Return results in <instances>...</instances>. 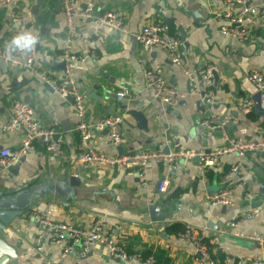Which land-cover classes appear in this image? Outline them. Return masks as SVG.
Returning <instances> with one entry per match:
<instances>
[{"label":"crops","instance_id":"crops-1","mask_svg":"<svg viewBox=\"0 0 264 264\" xmlns=\"http://www.w3.org/2000/svg\"><path fill=\"white\" fill-rule=\"evenodd\" d=\"M87 1L94 4L92 17L75 19L86 42L75 40L72 44V54L78 60L71 65L70 77L84 96L83 121L93 126L105 118H118V130L125 140L120 148H113L107 144V129L92 131L90 149L106 155L142 150L165 153L166 149L196 152L221 146L225 137L264 138V115L257 114L254 107L247 114L238 110L240 102L256 94L246 80L247 74L252 70L264 74V28L254 31L246 42L225 38L218 32L226 24L223 8L206 0H71V4L80 9ZM248 2L264 5V0ZM11 11L21 15L24 29L32 38L34 69L11 68L0 60V126L10 120L14 102L25 103L40 126L55 128L64 143L63 153L54 158L36 142L32 151L0 174V192L4 195L8 188L42 183L68 187L70 177L78 179L69 194L37 201L0 232L15 247L22 264H132L107 257L98 245H93L84 258L63 255L52 245H45L37 253L36 225L26 213L45 211L49 204L55 221L87 226L101 219L129 253L148 254L156 264H206L194 260L191 245L177 240V233L186 224L207 228L202 242L217 264L253 257L264 260L263 151L240 158L222 157L202 174L197 171L196 158H181L172 165L150 162L144 185L134 168L116 170L82 164L76 132L81 119L70 100L58 97L41 78L42 74L55 79L64 76L66 63L57 58L66 32L60 0H11L9 10L0 9V45L8 37ZM108 12L122 18V31L100 28L96 19ZM155 15L179 37L184 70L195 72L206 65L214 68L210 107L194 95L183 71L172 66L161 51L148 53L136 41L141 27ZM152 56L164 64L168 82L185 94L174 107L159 104L145 87L144 72ZM122 90L127 96L117 100L115 94ZM260 106L264 109V96L260 97ZM131 111L143 115L146 129L139 127ZM223 120L230 121L223 127L207 126ZM23 134L20 128L0 129V149H18ZM233 167H237L236 173L228 176ZM165 177L169 186L165 193H159L157 184ZM227 188L233 190V205H211L210 197ZM153 206L164 215L162 220L149 217ZM254 208L261 210L257 218L240 223L236 229L228 227V222ZM235 232L242 236H235ZM247 236H257L260 241Z\"/></svg>","mask_w":264,"mask_h":264},{"label":"built area","instance_id":"built-area-1","mask_svg":"<svg viewBox=\"0 0 264 264\" xmlns=\"http://www.w3.org/2000/svg\"><path fill=\"white\" fill-rule=\"evenodd\" d=\"M211 5L223 8L222 18L226 24L221 25L218 32L221 36L237 40L248 41L253 32L264 28V5H251L248 0H206ZM61 11L65 25V36L63 38L62 50L57 55L58 60L66 63L64 76L59 79L48 75H41L42 81L61 99L70 100L75 115L81 119L76 127L79 136V148L81 149L80 162L87 166L96 168H113L125 170L134 168L141 184H146V167L148 163H166L172 165L181 158L198 160V173L202 174L206 169L213 167L225 156L244 157L248 154L264 150V138L248 140L244 137L224 138V143L210 150H174L163 153L160 151L142 150L138 152L120 153L117 155H106L99 153L88 146L92 131L100 132L107 129V144L113 148H120L125 140L121 136L118 125L120 119L105 118L93 126L83 121L84 96L77 88L71 75V65L77 62L78 57L72 54V44L75 40H86L76 27V17H92L93 2L87 1L82 8H76L71 0H60ZM11 0H0V9H10ZM100 28H109L115 32L122 31V18L117 13H104L96 19ZM7 40L0 45V60L11 68L34 69V58L31 43L28 46L14 43V39L27 36L23 20L18 12L11 11L7 29ZM136 41L146 52L161 51L167 61L174 67L183 71L188 85L205 107L213 103L214 93L211 89L213 84L214 68L211 65L202 66L195 72L183 69L181 41L179 37L172 34L164 20L155 15L147 21L136 35ZM247 82L255 93L264 96V74L258 70H252L246 76ZM145 87L151 91L152 97L161 105L174 107L184 98L185 94L176 90L167 80L164 72V64L156 58L151 60V65L144 72ZM117 100L127 96V91L122 90L115 94ZM254 107L252 99H246L238 104L239 112L249 113ZM230 120L220 121L218 125L210 128L223 127ZM235 122V121H233ZM20 128L23 137L20 147L16 150L9 148L0 149V174L11 169L19 159L32 151L35 143H40L43 150L51 157H59L63 153V136L53 127H41L33 117L32 109L25 103L14 102L11 105V117L7 124L0 126L3 131ZM244 132V131H243ZM237 167L230 170L229 175H234ZM169 186V180L165 177L157 184L159 193H165ZM209 202L213 206H232L233 190L223 189L212 197ZM51 207L49 204L45 211H28L27 218L36 225L34 250L40 253L45 245L59 247L63 255L86 257L91 252L93 245L102 247L105 255L111 259L127 261L132 264H156L153 257L142 258L139 255L129 253L124 245L116 239L112 231L107 229L101 219H95L87 226H77L69 222L55 221L51 218ZM261 214L259 208H254L242 213L236 220L227 223L231 229H236L240 223L257 218ZM206 227H193L189 224L183 226L181 232L177 233V240L194 248L196 262L204 261L206 264H217L202 242ZM235 236H242L235 232ZM250 240L260 241L257 236H247ZM233 264H264V260L258 257L240 259Z\"/></svg>","mask_w":264,"mask_h":264},{"label":"water","instance_id":"water-1","mask_svg":"<svg viewBox=\"0 0 264 264\" xmlns=\"http://www.w3.org/2000/svg\"><path fill=\"white\" fill-rule=\"evenodd\" d=\"M214 79H216L215 74ZM260 97L261 95L259 93H256L252 97L254 110L257 114L264 115V109L260 106ZM129 114L138 121L141 129H146L147 122L141 113L131 111ZM164 152L167 153L168 149ZM77 184L78 179L76 177H70L68 187L62 183H42L36 186L18 187L15 189L8 188V191L4 195L0 192V232L5 231L10 222L21 217L23 213L37 201L54 194H69L71 191L70 187L73 188L77 186ZM149 217L152 220H162L164 215L159 213L156 206H153L149 208ZM0 264H22L15 247L1 236Z\"/></svg>","mask_w":264,"mask_h":264},{"label":"clouds","instance_id":"clouds-1","mask_svg":"<svg viewBox=\"0 0 264 264\" xmlns=\"http://www.w3.org/2000/svg\"><path fill=\"white\" fill-rule=\"evenodd\" d=\"M31 40H32L31 37L23 36V37L15 38L14 39V43L21 44V41H23V45L22 46H28V45H30Z\"/></svg>","mask_w":264,"mask_h":264},{"label":"trees","instance_id":"trees-1","mask_svg":"<svg viewBox=\"0 0 264 264\" xmlns=\"http://www.w3.org/2000/svg\"><path fill=\"white\" fill-rule=\"evenodd\" d=\"M249 118H252L253 117V114H250L249 116H248ZM182 231V230H181ZM180 231V232H181ZM140 257H142V258H146V257H149L150 255H148V254H144L143 256H141V255H139Z\"/></svg>","mask_w":264,"mask_h":264}]
</instances>
